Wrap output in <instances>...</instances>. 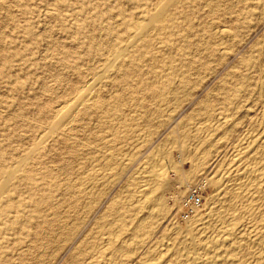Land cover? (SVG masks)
Masks as SVG:
<instances>
[{"label": "rangeland", "instance_id": "obj_1", "mask_svg": "<svg viewBox=\"0 0 264 264\" xmlns=\"http://www.w3.org/2000/svg\"><path fill=\"white\" fill-rule=\"evenodd\" d=\"M3 1L11 4L0 8V60L7 59L6 65L0 62V264H84L90 258L104 264L101 251L114 253V264H142L160 256L177 264L200 256L186 239L194 234L187 221L207 203L217 170L226 167L232 149L264 123V0ZM158 8L174 26L171 67L184 80L177 104L169 106H163L170 97L166 90L154 94L165 81L154 76L168 61L152 58L162 41L152 28ZM43 10L52 18H43ZM215 26L226 28L227 37H213ZM13 53L19 57H8ZM218 111L229 116L228 131L195 170L192 155L177 148L183 140L191 143L181 131L212 120ZM103 153L124 162L114 166L101 159ZM162 155L168 161L155 165ZM143 168L164 169L167 177L139 196L137 176ZM104 173L112 175L108 186H96L89 197L79 194L92 187L93 175ZM191 194L200 202L190 209ZM149 196L159 199L145 205ZM246 222L240 217L234 224Z\"/></svg>", "mask_w": 264, "mask_h": 264}, {"label": "bare ground", "instance_id": "obj_2", "mask_svg": "<svg viewBox=\"0 0 264 264\" xmlns=\"http://www.w3.org/2000/svg\"><path fill=\"white\" fill-rule=\"evenodd\" d=\"M162 1H167V0H162ZM11 4V3H9ZM7 4V5H9ZM122 4V3H121ZM7 5L5 1L0 0V8L1 9H7ZM119 6V5H118ZM18 7V6H17ZM143 7V5H142ZM203 7V6H202ZM141 8V7H140ZM218 9V8H217ZM75 10V9H74ZM7 12V11H6ZM5 12V13H6ZM43 18H52V13L49 12L48 10H43ZM53 12V11H52ZM55 12V11H54ZM126 12V11H125ZM153 12L157 13L155 14V19L153 20V26L152 28L155 31L161 32L162 36V41H157L156 43V48L155 51L153 49L152 53V58H158L159 56H167V69H162L161 72L156 73L154 76L157 80L164 79L165 81L163 82L162 89H155L154 94L155 96H159L160 93L166 90L168 96L167 98H164L163 100V106L167 105L169 106V103L175 102L177 104V99L179 98L178 95L180 94L181 91L185 90L183 86L184 80L182 79V76L180 77L179 75L175 73L174 68L172 69L171 63L173 61L171 53H172V47L169 45V41L172 38V31L174 29L173 24L171 21L167 19V17L162 16L159 14V8L154 9ZM57 13V12H56ZM54 13V14H56ZM7 14V13H6ZM10 14V13H9ZM140 15V14H139ZM126 18V17H125ZM129 18V17H127ZM133 17H130V19ZM114 19V18H112ZM107 20V19H106ZM124 20V18H123ZM180 20V19H178ZM105 22V21H104ZM143 23V22H141ZM78 26L74 28V30ZM128 26H126L127 28ZM222 27V26H220ZM220 27H214V32L212 33L213 37L215 38H223L227 37L228 30L226 31L225 29H222ZM3 26L2 29L3 30ZM45 30V29H44ZM212 31V30H211ZM230 32V30H229ZM2 33V32H1ZM43 33V32H42ZM176 34V33H175ZM2 35V34H1ZM25 35V34H23ZM155 36V35H154ZM103 38V37H102ZM129 38V37H128ZM140 38V37H139ZM143 38V37H142ZM176 39V38H175ZM227 40V39H226ZM137 41V40H136ZM183 42V41H181ZM223 42V39H222ZM199 43V42H198ZM182 44V43H180ZM3 46V45H2ZM150 46V45H149ZM148 46V47H149ZM53 47V46H52ZM152 47V46H150ZM154 48V45L153 47ZM177 48V47H176ZM149 49V48H148ZM1 50V49H0ZM48 51V49H47ZM152 51V50H151ZM176 51V49H175ZM203 51V50H202ZM221 52V51H219ZM44 53V52H43ZM41 53V54H43ZM193 53V52H192ZM45 54V53H44ZM146 54V53H144ZM199 54V53H198ZM197 54V55H198ZM221 54V53H220ZM224 55V53H222ZM16 53L8 55V57H19L16 56ZM114 56V55H113ZM6 58H1L0 62L6 65ZM61 61V60H60ZM103 61V60H102ZM100 61V62H102ZM151 61V60H150ZM178 61V60H177ZM176 62V61H175ZM264 62V61H263ZM115 63V62H114ZM129 63V62H128ZM127 63V64H128ZM159 63V62H158ZM212 63V62H211ZM160 64V63H159ZM158 64V65H159ZM161 64H164L163 61ZM111 65V64H110ZM109 65V66H110ZM114 65V64H113ZM160 66V65H159ZM9 67V66H8ZM6 67V68H8ZM120 67V66H118ZM117 67V68H118ZM124 67V66H123ZM147 67V66H146ZM148 68V67H147ZM158 68V67H157ZM58 69V68H57ZM110 69V67H109ZM107 69V70H109ZM155 71V70H154ZM160 71V70H159ZM178 72V71H177ZM58 73V72H57ZM61 73V72H60ZM148 73V72H147ZM112 76L114 75L111 73ZM154 74V73H153ZM189 74V73H188ZM145 75V74H144ZM147 75V74H146ZM183 75V74H182ZM143 76V75H142ZM148 76V75H147ZM195 76V74H194ZM262 76V75H261ZM264 76V75H263ZM61 77V76H59ZM176 77L178 80L176 81ZM184 77V75H183ZM142 78V77H141ZM144 78V77H143ZM153 78V77H152ZM227 78V77H226ZM104 79V78H103ZM101 81H104V80ZM110 79V78H108ZM162 81V80H161ZM203 81V80H201ZM69 82V81H68ZM105 82V81H104ZM112 82V81H111ZM160 81H157L158 83ZM54 83V82H53ZM201 83V82H200ZM199 83V84H200ZM13 84V83H12ZM107 84V83H106ZM150 85H154L153 83ZM158 85V84H157ZM123 86V85H122ZM193 86V85H192ZM261 86V85H260ZM196 87V85H195ZM262 87V86H261ZM260 87V88H261ZM122 88V87H121ZM235 88V87H234ZM68 89V88H67ZM190 89V88H189ZM192 88L191 90H193ZM143 90V89H142ZM144 91V90H143ZM119 92V90H118ZM141 92V91H140ZM142 93V92H141ZM117 94V93H116ZM97 95V94H96ZM132 95V94H131ZM139 95V94H138ZM180 96V95H179ZM56 97V96H55ZM230 97V96H229ZM34 98V97H33ZM109 98V97H108ZM159 98V97H158ZM207 98V97H206ZM92 100V99H90ZM141 100V99H140ZM117 101V99H116ZM87 102V101H85ZM115 102V101H114ZM140 102V101H139ZM139 102H137L139 104ZM143 103V101H141ZM161 102V100H160ZM179 102V100H178ZM140 103V105L142 104ZM150 103V102H148ZM162 103V102H161ZM243 103V102H242ZM120 104V103H119ZM135 104V103H134ZM152 104V103H151ZM241 104V103H240ZM139 105V106H140ZM153 106V105H152ZM178 105H176L177 107ZM222 106V105H221ZM113 109H117L114 108ZM134 107V106H133ZM145 107V106H144ZM161 107V106H160ZM175 107V105H174ZM220 107V106H219ZM227 107V106H226ZM107 108V107H106ZM121 108V107H120ZM155 108V107H154ZM169 108V107H167ZM172 106H170V109ZM207 108V107H206ZM122 109V108H121ZM136 109V108H134ZM165 109V108H164ZM106 110V109H105ZM140 110V109H139ZM138 110V111H139ZM146 110V109H145ZM160 110V109H159ZM174 110V109H173ZM172 110V111H173ZM227 110V109H226ZM246 110V107H245ZM83 110L78 111L79 113L82 112ZM107 111V110H106ZM142 111V110H141ZM222 111V110H221ZM221 111H218L219 113L217 116H215L212 120L208 119L206 121L203 120V123L200 124L199 126L196 125L194 129H190L187 132L185 127H183L182 131L181 128L179 130L182 132V136L188 137V139H191L188 141L189 143H186V140H183L185 142H180L178 145V149L186 156L192 155V167L195 169L198 167L200 162L202 160H205L208 154L210 153V149L218 143V141L221 139L220 134L225 131L229 127V122H228V115H225V113H221ZM235 111V110H234ZM4 112V111H3ZM101 112V111H100ZM105 112V111H104ZM102 112V113H104ZM122 112V111H121ZM196 112V111H195ZM211 112V111H210ZM228 112V111H227ZM226 112V113H227ZM216 113V112H215ZM233 113V112H232ZM137 114V113H136ZM143 114V113H142ZM235 114V113H234ZM141 115V114H140ZM150 115V114H149ZM148 115V116H149ZM171 115V114H170ZM169 115V116H170ZM212 115V114H211ZM242 115V114H241ZM119 116V115H118ZM134 116V115H133ZM137 116V115H136ZM168 116V117H169ZM264 116V115H263ZM171 117V116H170ZM210 117V116H209ZM111 118V117H109ZM165 118V117H164ZM189 118V117H188ZM113 119V118H112ZM146 119V118H145ZM152 119V118H151ZM172 119V118H170ZM53 120V119H52ZM120 120V119H119ZM175 120V119H174ZM112 121V120H111ZM115 121V119H114ZM121 121V120H120ZM202 121V120H201ZM238 121V120H237ZM140 122V121H139ZM147 122V121H146ZM200 122V121H199ZM145 123V122H144ZM190 123V122H189ZM188 123V124H189ZM197 123V122H196ZM260 123V121H259ZM142 124V123H141ZM198 124V123H197ZM102 126V125H101ZM188 126V125H187ZM118 127V125H117ZM126 127V126H125ZM130 127V126H129ZM231 127V126H230ZM46 128V127H45ZM48 128V127H47ZM46 128V129H47ZM258 128V129H257ZM255 130V127L253 128L255 131L250 134L245 135L244 138H242L234 147L232 154L229 156L228 163L226 167L218 172L215 176L216 180L213 184H211L210 190H209V195H208V201L207 203L202 206L201 210L199 213L196 215L190 217V219L187 221L188 227L194 231V234L191 235L189 234V238L186 237L187 241H189V244L194 245L198 250V252H201V255L194 254L193 256H187L186 258L183 257V259H180V262L177 264H264V123L257 127ZM50 129V128H48ZM122 129V128H121ZM145 129V128H143ZM72 130V129H71ZM138 130V129H137ZM142 130V129H141ZM47 131V130H46ZM69 131V130H67ZM143 131V130H142ZM228 131V129H227ZM133 132V129H132ZM107 133V131H106ZM136 133L137 140L140 139V134ZM143 134V132H141ZM227 133V132H226ZM114 134V133H113ZM116 134V133H115ZM141 134V136H142ZM90 135V134H89ZM222 135V134H221ZM21 136V134H20ZM76 136V135H75ZM74 136V139L76 138ZM132 136V135H131ZM135 136V135H134ZM144 136V135H143ZM181 136V137H182ZM128 137V136H127ZM169 137V136H168ZM167 137V138H168ZM180 137V136H179ZM180 137V138H181ZM223 137V136H222ZM65 138L67 140L73 139L72 135H66ZM143 138V137H142ZM185 138V139H186ZM224 138V137H223ZM25 139V138H24ZM112 139V138H111ZM187 139V140H188ZM77 140V139H76ZM180 140V139H179ZM79 141V140H78ZM87 141V140H86ZM167 141V140H166ZM182 141V140H181ZM98 142V141H95ZM168 142V141H167ZM83 143V141H81ZM146 143V141H145ZM51 144V143H50ZM104 144V143H103ZM102 144V145H103ZM108 144V143H107ZM176 144V143H175ZM80 145V144H79ZM122 146V145H121ZM120 146V147H121ZM142 146V145H141ZM80 147V146H79ZM102 147V146H101ZM117 147V146H116ZM137 147V146H136ZM98 148V147H97ZM100 149V148H99ZM114 149V148H113ZM111 148V151L113 150ZM109 150V149H108ZM116 151V149H114ZM218 150V149H217ZM103 151V150H102ZM87 152V151H86ZM110 152V151H108ZM117 152V151H116ZM119 152V151H118ZM117 152V153H118ZM169 152V151H168ZM216 152V151H215ZM48 153V152H46ZM89 153V152H88ZM181 153V154H182ZM86 154V153H85ZM99 154V153H98ZM110 154V153H109ZM116 154V153H115ZM119 154V153H118ZM96 155V154H94ZM120 155H123V153ZM50 157V156H49ZM82 157V156H81ZM93 157V156H92ZM122 157V156H121ZM159 158L153 161L155 162V165L158 163H163L168 161V157L166 155H162L161 157L158 156ZM103 158V161L108 160L110 163L114 166L122 165L124 160H122L118 155H108L107 153L104 154L101 157ZM190 158V157H189ZM100 160V157H99ZM99 160H96L99 162ZM187 160V159H186ZM85 161V160H84ZM95 161V162H96ZM152 161V160H151ZM97 162V163H98ZM146 162V161H145ZM191 162V161H190ZM227 162V161H226ZM77 163V162H76ZM103 163V162H102ZM101 163V164H102ZM105 163V162H104ZM150 163V162H149ZM152 163V162H151ZM208 163V162H207ZM146 164V163H145ZM154 164V163H153ZM147 165V164H146ZM203 165V161H202ZM77 167V166H76ZM80 167V164H79ZM78 167V168H79ZM104 167V166H103ZM108 167V166H107ZM107 167H105L107 169ZM110 167V166H109ZM120 167V166H119ZM158 167V166H157ZM164 168V167H163ZM80 169V168H79ZM93 169V168H92ZM135 169V168H134ZM150 169V168H149ZM148 169V170H149ZM165 169V168H164ZM164 169H159V171H155V173L150 172H143L144 168L141 173L138 174V194L139 196L146 195L148 191H151V185L152 184H159L165 182V178L167 177V171ZM109 170V169H108ZM114 169H112L113 171ZM121 170V169H120ZM119 170V171H120ZM146 170V169H145ZM156 170V169H155ZM197 170V169H195ZM95 171V169H94ZM104 171V170H103ZM111 172V170H109ZM137 171V170H135ZM77 172V171H76ZM92 171H89L88 176L92 175ZM100 172V168H99ZM98 172V173H99ZM140 172V171H139ZM86 173V171H85ZM95 173V172H94ZM97 173V172H96ZM95 173V174H96ZM106 173V170H105ZM103 174L99 177L96 175H93L92 180L93 184L92 187H89L88 189L85 188L84 191H80L79 194L86 193V195L92 196V189L95 188L96 186H102L105 185L106 181L110 176L107 177V174ZM193 173V172H192ZM77 174V173H76ZM82 174V173H81ZM117 174V172H116ZM119 174V173H118ZM117 174V175H118ZM194 174V173H193ZM215 174V172H214ZM85 175V174H84ZM83 175V176H84ZM87 175V174H86ZM116 175V176H117ZM115 177V175H113ZM30 178V177H29ZM111 178V177H110ZM123 178V177H122ZM114 179V178H113ZM110 179V180H113ZM214 179V178H213ZM77 180V179H76ZM115 180V179H114ZM116 181V180H115ZM114 181V183H115ZM73 182V181H72ZM71 182V183H72ZM81 182V180H80ZM88 182V181H86ZM85 184V183H84ZM83 184L82 187H85ZM99 184V185H98ZM107 184V183H106ZM81 185V183L79 184ZM67 186V185H66ZM64 186V187H66ZM105 186H108L105 185ZM153 186V185H152ZM159 186V185H158ZM68 187V186H67ZM66 187V189H67ZM155 187V185H154ZM153 187V189H154ZM101 188V187H100ZM75 189V188H73ZM99 189V188H98ZM105 189V188H104ZM50 190V189H49ZM65 190V188H64ZM80 190V187H79ZM101 190V189H100ZM99 190V191H100ZM103 190V188H102ZM156 190V189H155ZM100 193H102V191ZM97 192V191H96ZM27 193V192H26ZM76 192H73L74 194ZM150 193H148L149 195ZM76 195V194H75ZM78 195V193H77ZM76 195V196H77ZM131 195V194H130ZM68 196V194H67ZM58 197V196H57ZM66 197V196H65ZM69 197V196H68ZM147 197V196H145ZM143 197V199L145 198ZM139 198V197H138ZM17 199V198H16ZM136 199V198H135ZM141 198H139L140 200ZM158 197H152L151 201H156L158 200ZM69 200V199H68ZM163 200V199H162ZM91 201V200H90ZM97 201V199L95 200ZM150 201V196L149 198L144 199L145 205ZM150 201V202H151ZM86 202V200H85ZM84 202V203H85ZM110 202V201H109ZM130 202V201H129ZM155 202V203H156ZM83 203V204H84ZM93 203V201H92ZM141 203V202H139ZM96 204V203H94ZM137 204V203H136ZM58 205V204H57ZM89 205V203H88ZM93 205V204H91ZM142 205V204H140ZM155 205V204H154ZM149 207L151 209V212L154 208ZM136 206V205H135ZM149 206V205H148ZM152 206V204H151ZM54 207V206H53ZM83 207V206H82ZM85 207V206H84ZM141 208V207H139ZM144 208V207H143ZM148 208V209H149ZM67 207L65 208V210ZM86 209V208H85ZM142 209V208H141ZM199 209V208H198ZM137 210V209H136ZM146 210V209H145ZM64 211V210H63ZM62 211V213H63ZM89 213V210H87ZM119 209L116 211L118 212ZM147 212V211H146ZM149 212V211H148ZM150 212V213H151ZM149 213V214H150ZM153 213V212H152ZM71 214V213H70ZM87 215V213L85 212ZM54 214H52L53 216ZM78 215V214H77ZM84 215V213H83ZM55 216V215H54ZM75 216V215H74ZM85 216V215H84ZM83 216V217H84ZM105 216V215H104ZM103 216V217H104ZM136 216V215H135ZM146 216V215H145ZM148 216V215H147ZM51 217V216H50ZM58 217V216H57ZM82 217V216H81ZM87 217V216H85ZM138 217V216H137ZM240 217L246 219V224L242 225L241 227H235L234 222ZM143 218V217H142ZM64 219H66L64 217ZM116 219V218H115ZM114 219V220H115ZM126 219V218H125ZM140 219V218H139ZM63 220V219H62ZM81 220V219H79ZM117 220V219H116ZM121 220V219H120ZM61 221V220H59ZM118 221V220H117ZM68 222V221H67ZM112 222V221H111ZM119 222V221H118ZM75 223V222H74ZM113 223V222H112ZM116 223V221H115ZM186 223V224H187ZM50 224V223H49ZM81 224V223H80ZM120 224V223H119ZM111 225V224H110ZM115 225V224H114ZM122 225V224H120ZM119 225V226H120ZM49 226V225H48ZM69 226V225H68ZM73 226V224L71 225ZM108 226V225H107ZM118 226V227H119ZM129 226V225H128ZM150 226V225H149ZM21 227V226H20ZM19 227V228H20ZM111 227V226H110ZM125 227L124 225L121 226ZM108 228V227H107ZM126 228V227H125ZM109 229V228H108ZM117 229V228H116ZM119 229V228H118ZM135 229V228H134ZM133 229V230H134ZM188 229V230H190ZM60 230V229H59ZM66 230V229H65ZM123 230V229H122ZM136 230V229H135ZM68 231V230H67ZM73 231V230H71ZM101 231V230H100ZM116 230L115 232H117ZM132 231V230H131ZM115 232L112 233L115 235ZM121 232V231H120ZM124 232V231H123ZM192 232V231H191ZM72 233V232H71ZM108 233V232H107ZM122 233V232H121ZM120 233V234H121ZM133 233V232H132ZM111 234V236H112ZM188 234V231H187ZM65 235V234H64ZM96 235V234H95ZM119 235V234H118ZM133 235V234H132ZM102 236V235H101ZM109 236V235H108ZM116 236V235H115ZM114 237V236H113ZM117 237V236H116ZM132 237V236H131ZM103 238V236H102ZM184 238V237H183ZM58 239V238H57ZM99 239V238H98ZM97 239V240H98ZM92 240V238H91ZM115 240H117L115 238ZM114 240V242H116ZM175 240V239H174ZM127 241V240H125ZM176 241V240H175ZM101 240L99 241V243ZM107 243L110 242V238L106 239ZM113 242V243H114ZM122 242V240H121ZM98 243V241H97ZM98 243V244H99ZM179 243V242H178ZM96 244V245H98ZM101 244V243H100ZM106 244V243H105ZM122 244V243H121ZM121 244L119 245L121 248ZM101 244L99 248H102ZM109 245V244H108ZM140 245V244H139ZM166 245V244H165ZM87 246V245H86ZM97 247V246H96ZM156 247V246H155ZM185 247V246H184ZM27 248V246H26ZM106 248V247H105ZM119 248V249H120ZM165 248V246H164ZM173 248V247H172ZM178 248V247H177ZM96 249V248H94ZM104 249V247H103ZM107 249V248H106ZM167 249V248H166ZM21 250V249H20ZM89 250V249H88ZM98 250V249H97ZM101 250V249H100ZM113 250H116L113 248ZM118 250V248H117ZM122 250V249H121ZM121 250H119L121 252ZM124 250V249H123ZM195 250V252H196ZM99 251V250H98ZM97 251V252H98ZM106 251V250H105ZM133 251V250H132ZM85 252V251H84ZM100 252V251H99ZM98 252V253H99ZM115 252V251H114ZM123 252V251H122ZM186 252V251H185ZM21 253V252H20ZM24 253V252H23ZM94 253V252H93ZM99 256L104 260V264H111L113 254H106L104 251L100 252ZM116 253V252H115ZM159 253V252H158ZM165 253V252H163ZM167 253V252H166ZM42 254V253H41ZM84 254V253H83ZM117 254V253H116ZM119 254V253H118ZM121 254V253H120ZM128 254V253H127ZM161 254V253H160ZM193 254V253H192ZM199 254V253H198ZM40 255V254H39ZM112 255V256H111ZM123 255V254H122ZM164 255V254H163ZM76 256V255H75ZM98 256V255H97ZM115 256V255H114ZM120 256V255H119ZM159 256V255H157ZM17 257V256H16ZM91 257L92 254H91ZM167 257V256H166ZM180 257V256H179ZM97 258V257H95ZM121 258V257H120ZM154 258V257H153ZM101 259V258H100ZM119 259V258H118ZM98 259H87V262L84 264H97L98 262L96 261ZM121 260V259H120ZM86 261V260H85ZM99 261V260H98ZM117 261V259H115ZM119 262V261H117ZM115 264H118V263ZM144 262V261H143ZM170 262V261H169ZM114 264V263H112ZM120 264V263H119ZM142 264H167V260L164 256H160L159 258L157 257L156 260L145 262Z\"/></svg>", "mask_w": 264, "mask_h": 264}, {"label": "built area", "instance_id": "obj_3", "mask_svg": "<svg viewBox=\"0 0 264 264\" xmlns=\"http://www.w3.org/2000/svg\"><path fill=\"white\" fill-rule=\"evenodd\" d=\"M199 202H200L199 198H197L195 195L191 194L190 198L188 199V201L186 203V207L191 209L193 206L198 205Z\"/></svg>", "mask_w": 264, "mask_h": 264}]
</instances>
